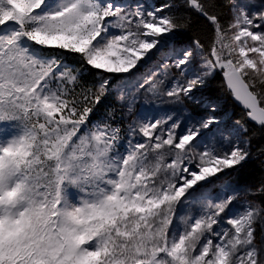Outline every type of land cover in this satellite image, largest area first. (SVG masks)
Segmentation results:
<instances>
[{"label":"snow or ice","instance_id":"6c2138e0","mask_svg":"<svg viewBox=\"0 0 264 264\" xmlns=\"http://www.w3.org/2000/svg\"><path fill=\"white\" fill-rule=\"evenodd\" d=\"M250 159L264 0H0V264H264Z\"/></svg>","mask_w":264,"mask_h":264},{"label":"trees","instance_id":"16d2710c","mask_svg":"<svg viewBox=\"0 0 264 264\" xmlns=\"http://www.w3.org/2000/svg\"><path fill=\"white\" fill-rule=\"evenodd\" d=\"M152 3H158L159 0H150ZM191 34V33H189ZM89 82H91V77L88 78ZM219 81L220 77L217 76L215 79L209 82L208 87L204 90L206 91L209 96L214 98H222L225 101V108L228 110L233 111L234 116H238L240 109L236 108L234 101L230 98L225 96L221 89L219 88ZM110 100H106L105 103H109ZM234 178L241 184H256L262 175L260 169V161L258 159H250L249 163L245 165V168L240 173H233Z\"/></svg>","mask_w":264,"mask_h":264},{"label":"rangeland","instance_id":"374dc122","mask_svg":"<svg viewBox=\"0 0 264 264\" xmlns=\"http://www.w3.org/2000/svg\"><path fill=\"white\" fill-rule=\"evenodd\" d=\"M142 2L151 3L149 0H142ZM255 2H256L257 4H259V3L261 2V0H255ZM204 94L207 95V96H209V94H208L206 91H204ZM209 97H210L211 99L217 100L218 103L221 105V108H222L223 111H225V112H229V110L225 108L224 100H223L222 98H214V97H212V96H209ZM222 105H223V107H222ZM225 178H231L234 182H238V181L234 178V174H233V173H231L229 177H225Z\"/></svg>","mask_w":264,"mask_h":264},{"label":"bare ground","instance_id":"6f19581e","mask_svg":"<svg viewBox=\"0 0 264 264\" xmlns=\"http://www.w3.org/2000/svg\"><path fill=\"white\" fill-rule=\"evenodd\" d=\"M224 104H225V101H224ZM233 104H235L236 108L240 109V107L237 105V103L235 101H234ZM222 107H223V105H222ZM229 113L233 114L234 112L229 110Z\"/></svg>","mask_w":264,"mask_h":264},{"label":"water","instance_id":"95a60500","mask_svg":"<svg viewBox=\"0 0 264 264\" xmlns=\"http://www.w3.org/2000/svg\"><path fill=\"white\" fill-rule=\"evenodd\" d=\"M238 105V104H237ZM239 106V105H238ZM240 107V106H239Z\"/></svg>","mask_w":264,"mask_h":264}]
</instances>
